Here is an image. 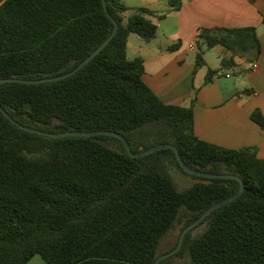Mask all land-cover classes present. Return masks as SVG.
Segmentation results:
<instances>
[{
  "label": "trees",
  "instance_id": "16d2710c",
  "mask_svg": "<svg viewBox=\"0 0 264 264\" xmlns=\"http://www.w3.org/2000/svg\"><path fill=\"white\" fill-rule=\"evenodd\" d=\"M107 3L119 30L90 62L56 81L2 82L0 103L31 127L114 130L136 153L168 142L192 168L240 176L242 195L210 213L160 264L186 256L188 264H264V158L255 147L198 137L193 104L164 102L143 78V58L127 55L130 34L147 42L156 37L154 11L125 0ZM114 28L103 0H0V78L67 72ZM198 39L206 48L197 53L196 69L207 65L206 49L232 52L220 69H208L206 83L235 67L236 57L251 65L262 53L252 26L203 28ZM252 118L264 128L259 109ZM171 166L190 184L179 188ZM240 186L235 178L186 172L170 148L133 157L116 136L51 137L20 128L0 110V264H27L36 255L48 264H154L178 245L179 239L160 252L178 223L183 230Z\"/></svg>",
  "mask_w": 264,
  "mask_h": 264
},
{
  "label": "crops",
  "instance_id": "0c3cea01",
  "mask_svg": "<svg viewBox=\"0 0 264 264\" xmlns=\"http://www.w3.org/2000/svg\"><path fill=\"white\" fill-rule=\"evenodd\" d=\"M130 7L146 6L158 33L144 41L137 33L128 38L127 55L142 57L144 80L167 103L194 108L198 137L230 148L255 147L264 158V128L253 120L259 109L264 114V2L250 0H125ZM255 27L262 43L256 70L246 57L237 65L219 71L206 83L209 68L220 69L223 57L232 52L223 45L206 49L207 65L196 69V56L205 43L198 39L203 28ZM194 46V47H193ZM27 264H48L40 255Z\"/></svg>",
  "mask_w": 264,
  "mask_h": 264
},
{
  "label": "water",
  "instance_id": "95a60500",
  "mask_svg": "<svg viewBox=\"0 0 264 264\" xmlns=\"http://www.w3.org/2000/svg\"><path fill=\"white\" fill-rule=\"evenodd\" d=\"M103 5H104V8H105L107 15L114 22L115 28H114L113 32L93 52H91L84 60H82L77 66H75L73 69H71L67 72L61 73V74H56V75H52V76H45V77H40V78H19V77L0 78V83H2V82H21V83H27V84H35V83L51 82V81H56V80L67 78V77L72 76L73 74L77 73L79 70H81L88 62H90L112 40L114 35L119 30V23L110 13L107 0H103ZM0 110L17 126H19L20 128H22L24 130L30 131V132H35V133H39V134H43V135H47V136H51V137H64V136H71V135H87V136L113 135V136L120 138L125 143L128 152L133 157H142V156H145L147 154L153 153L159 149L170 148V149H173L175 151L176 156H177L180 164L184 168V170L190 174H195L198 176H204V177H209V178H235V179H238L240 181V183H241L240 189L235 194L214 203L209 208H207L195 221H193L192 223H190L189 225L184 227V229L182 230V232L180 234L178 245L174 249H172L166 253L161 254L156 259L154 264H160L162 262V260H164V259L174 255L175 253H177L181 249L183 242H184V239L190 230H192L193 228L198 226L201 222H203L205 220V218L210 213H212L214 210H216L217 208L236 200L238 197H240L242 195V193L245 190L244 180L236 174L216 173V172L199 170V169H195V168L190 167L184 161L178 147L172 143L162 142V143L155 144V145H153L147 149H144V146H141L142 151L136 153L132 150L131 144H130L129 140L126 138V136L124 134L118 132V131L107 130V129H98V130L73 129V130H67V131H61V132H51V131H47L44 129L31 127V126H28L26 124H22L21 122L17 121L11 115V113L4 106H2L1 103H0ZM178 181L183 183V184H186L189 180H188L186 174H182L181 176L178 177Z\"/></svg>",
  "mask_w": 264,
  "mask_h": 264
},
{
  "label": "rangeland",
  "instance_id": "374dc122",
  "mask_svg": "<svg viewBox=\"0 0 264 264\" xmlns=\"http://www.w3.org/2000/svg\"><path fill=\"white\" fill-rule=\"evenodd\" d=\"M170 173L176 179L177 185L179 188L186 187L187 185L190 184V182L192 180V178L190 176L186 175L189 181L186 184L179 182L178 177L184 173L175 166L170 167ZM202 229H203V227L197 228L195 230V232H199ZM181 232H182V224L178 223L176 225V227L164 238L162 245H161V248H160V252H164L166 250H169L173 246H175V244L177 243V241L180 237ZM172 262H173V264H188L189 263V257L188 256H186V257H175L172 259Z\"/></svg>",
  "mask_w": 264,
  "mask_h": 264
},
{
  "label": "built area",
  "instance_id": "2783aa9c",
  "mask_svg": "<svg viewBox=\"0 0 264 264\" xmlns=\"http://www.w3.org/2000/svg\"><path fill=\"white\" fill-rule=\"evenodd\" d=\"M250 1H252V2L263 1V2H264V0H250ZM193 47H194V46H193ZM257 66H258V62H254V63H252V64L250 65V68H251L252 70H256V69H257Z\"/></svg>",
  "mask_w": 264,
  "mask_h": 264
}]
</instances>
